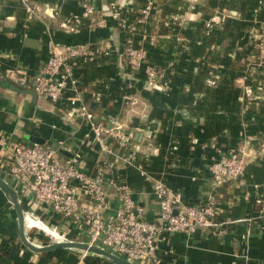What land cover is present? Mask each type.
Wrapping results in <instances>:
<instances>
[{"label": "crops", "instance_id": "1", "mask_svg": "<svg viewBox=\"0 0 264 264\" xmlns=\"http://www.w3.org/2000/svg\"><path fill=\"white\" fill-rule=\"evenodd\" d=\"M82 1L0 0V176L17 190L25 216L40 217L68 240H89L8 172L13 145L63 141L61 154H79L88 174L104 168L107 177L127 183L150 220L159 215L153 178L182 192L187 202L219 197L226 233H175L161 242L158 260L150 264H264V157L258 154L264 133V0H157L144 21L139 19L147 0H93L94 18L76 31L62 28L60 21L82 13ZM127 37L147 52L137 70L125 60ZM84 43L109 54L76 65V106L86 103L94 121L119 124L124 133L105 157L84 118L69 114L68 100L54 104L22 91L33 89L29 78L41 71L51 44ZM147 64L165 69L157 88L147 86ZM223 153L249 163L238 182L215 186L209 166ZM118 205L114 196L108 215ZM34 225L29 218L27 228ZM48 225L38 227L51 232ZM37 234L29 238L34 244H49ZM0 264L116 263L74 248H27L16 210L0 188Z\"/></svg>", "mask_w": 264, "mask_h": 264}, {"label": "built area", "instance_id": "2", "mask_svg": "<svg viewBox=\"0 0 264 264\" xmlns=\"http://www.w3.org/2000/svg\"><path fill=\"white\" fill-rule=\"evenodd\" d=\"M156 2L157 0H147L139 21L150 16ZM82 8V13L60 21V26L76 31L84 19L94 18L96 6L93 0H83ZM207 25L210 26L211 23ZM121 27H128L125 19H121ZM123 53L132 70H137L146 63V50L134 45L130 37L125 40ZM108 54L107 51L92 49L86 43L64 46L51 44L50 57L41 71L29 78L33 89L46 100L54 104L68 100L73 106L69 114L84 118L93 134V143L98 144L104 157L113 153V140L124 139L122 127L119 124L108 127L104 122L94 121L86 103L76 106L80 100V89L79 78L74 70L83 58L96 61ZM145 72L147 86L152 88H157L165 75L164 68L151 64L146 65ZM69 90L74 92L71 97L66 96ZM62 143L63 141H58L54 145L46 141L13 145L7 165L8 172L29 190L35 201L87 234L88 243L135 264H150L157 262L161 242L175 233H185L190 237L200 228L208 229L213 236L226 233L227 229L218 218L220 202L216 195L204 202H187L182 192L168 186L160 177L153 178L152 187L159 205V215L150 220L145 216L144 208L134 199L133 190L127 183L118 181L113 176L107 177L104 168L88 174L81 167L79 154L71 157L61 154ZM258 154L264 157V133ZM248 163L244 156L223 153L209 166L215 186L238 182ZM139 170L142 176H148L144 167L140 166ZM255 187L258 185L255 184ZM114 196L118 197L119 205L112 215H108L109 210L115 207ZM255 202L262 203V200L257 198ZM29 218L35 222L30 228L35 230H40L38 225L45 223L36 215L25 216L26 229ZM55 229L58 230L57 227ZM51 239L68 241L66 235L59 230Z\"/></svg>", "mask_w": 264, "mask_h": 264}, {"label": "water", "instance_id": "3", "mask_svg": "<svg viewBox=\"0 0 264 264\" xmlns=\"http://www.w3.org/2000/svg\"><path fill=\"white\" fill-rule=\"evenodd\" d=\"M13 88L17 89V90L19 89L15 86H13ZM22 91L31 93L35 97L37 96V92L33 89L27 88V89H23ZM35 142H41L42 143L44 141L37 140ZM62 152L66 153L65 151H62ZM0 188L6 194L7 198L9 199V201L11 202V204L14 206V208L16 210L17 217H18V223H19L20 238H21L23 244L27 248H29L33 251H36V252L48 251V250H52V249H56V248H74V249L82 250L84 252H91V253L101 255L105 258H108L109 260H111L112 262H114L116 264H135L133 262L126 260L123 257H120L118 255H115V254L109 252L106 249H103L97 245L90 244V243L84 242V241H74V240L57 241V242L47 244V245H42V246L34 244L28 238V235L26 233L25 213H24V210H23V207H22V204H21L17 190L13 186H11L7 180L2 178L1 176H0Z\"/></svg>", "mask_w": 264, "mask_h": 264}, {"label": "rangeland", "instance_id": "4", "mask_svg": "<svg viewBox=\"0 0 264 264\" xmlns=\"http://www.w3.org/2000/svg\"><path fill=\"white\" fill-rule=\"evenodd\" d=\"M45 223H46V222H45ZM45 223H44V224H45ZM45 225H48V224L46 223ZM48 226H50V225H48ZM50 227H53V226H50ZM54 228H55V227H53L52 229H54ZM39 229H40V228H39ZM52 229H51L50 234H51L52 232H54L53 234L57 235V234H58V230H56V229L52 230ZM36 231H38L37 236H38L40 239H42L44 242H47V243H49V244L54 243V242H57V240L51 239V236L47 234L46 229H45V230H42V229H40V230H35V229H33V228H30V227L26 229V233L29 235V238H30L33 234L36 235Z\"/></svg>", "mask_w": 264, "mask_h": 264}, {"label": "bare ground", "instance_id": "5", "mask_svg": "<svg viewBox=\"0 0 264 264\" xmlns=\"http://www.w3.org/2000/svg\"><path fill=\"white\" fill-rule=\"evenodd\" d=\"M29 228V227H28ZM47 231V230H46ZM54 232H52L51 234H50V232H47V234L48 235H50V236H56L55 234H53Z\"/></svg>", "mask_w": 264, "mask_h": 264}]
</instances>
